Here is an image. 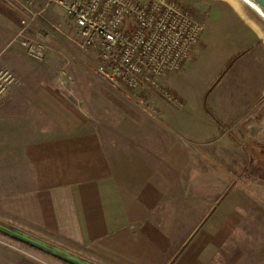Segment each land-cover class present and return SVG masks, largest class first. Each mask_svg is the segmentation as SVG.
<instances>
[{
  "label": "crops",
  "instance_id": "obj_1",
  "mask_svg": "<svg viewBox=\"0 0 264 264\" xmlns=\"http://www.w3.org/2000/svg\"><path fill=\"white\" fill-rule=\"evenodd\" d=\"M23 3L0 0V70L17 79L0 97V220L94 264H225L204 231L229 186L226 138L187 108L67 105L48 54L23 45L66 13ZM255 34L247 73L264 71ZM30 247L0 233V264H52Z\"/></svg>",
  "mask_w": 264,
  "mask_h": 264
},
{
  "label": "rangeland",
  "instance_id": "obj_2",
  "mask_svg": "<svg viewBox=\"0 0 264 264\" xmlns=\"http://www.w3.org/2000/svg\"><path fill=\"white\" fill-rule=\"evenodd\" d=\"M192 1L182 3L203 25L201 58L185 72L187 64L163 77L164 84L184 101L182 109L161 98L146 101L125 86L103 80L95 55L73 42L65 15H59L57 23L40 17L47 27L29 42L48 54L51 73L62 82L61 91L73 108H155L158 113L164 108H187L201 116L200 125L209 135L225 137L229 186L221 204L211 211L204 234L219 248V257L224 255L225 264H264V71L247 73L255 59L251 55L255 32L264 36V1L234 0L237 7L231 1ZM225 52L224 58L234 62L222 73L225 59L219 65L214 61ZM205 93L212 118L202 104ZM203 115L211 119L207 122ZM41 254L52 264H68Z\"/></svg>",
  "mask_w": 264,
  "mask_h": 264
},
{
  "label": "built area",
  "instance_id": "obj_3",
  "mask_svg": "<svg viewBox=\"0 0 264 264\" xmlns=\"http://www.w3.org/2000/svg\"><path fill=\"white\" fill-rule=\"evenodd\" d=\"M36 0H24L32 16ZM64 9L73 42L97 59L100 77L122 85L146 101L161 98L182 109L184 101L163 77L193 61L202 47L203 25L182 0H46ZM34 56L38 44L24 41ZM17 83L8 69L0 70V97ZM155 98V99H154Z\"/></svg>",
  "mask_w": 264,
  "mask_h": 264
},
{
  "label": "water",
  "instance_id": "obj_4",
  "mask_svg": "<svg viewBox=\"0 0 264 264\" xmlns=\"http://www.w3.org/2000/svg\"><path fill=\"white\" fill-rule=\"evenodd\" d=\"M0 233L12 239L23 242L29 246L35 247L38 250L46 252L56 258L63 260L64 262H67L68 264H94L92 262L80 258L79 256L66 253L61 248L51 245L48 242H45L22 230L12 227L1 220H0Z\"/></svg>",
  "mask_w": 264,
  "mask_h": 264
},
{
  "label": "trees",
  "instance_id": "obj_5",
  "mask_svg": "<svg viewBox=\"0 0 264 264\" xmlns=\"http://www.w3.org/2000/svg\"><path fill=\"white\" fill-rule=\"evenodd\" d=\"M231 64H232V61L231 62H229L228 64H227V67L226 68H229L230 66H231ZM207 103H204V108H205V112L206 113H208V114H210V115H212V112L207 108ZM213 116V115H212ZM214 117V116H213ZM15 240V239H14ZM18 241V240H17ZM49 244H51V243H49ZM51 245H54V244H51ZM54 246H56V245H54ZM32 247V246H31ZM58 247V246H57ZM33 248H35V247H33ZM37 249V248H36ZM62 249V248H61ZM63 251H65L66 253H69V254H71V255H74V254H72L71 252H69V251H67V250H64V249H62ZM59 259V258H58ZM65 263H67V262H65Z\"/></svg>",
  "mask_w": 264,
  "mask_h": 264
},
{
  "label": "bare ground",
  "instance_id": "obj_6",
  "mask_svg": "<svg viewBox=\"0 0 264 264\" xmlns=\"http://www.w3.org/2000/svg\"><path fill=\"white\" fill-rule=\"evenodd\" d=\"M227 1H231L234 4V6H236V7L238 6V4L236 3V1H234V0H227ZM224 55H225V53L224 54H221V56L219 57V59H216L214 61V63L215 64H218L219 60H221Z\"/></svg>",
  "mask_w": 264,
  "mask_h": 264
}]
</instances>
